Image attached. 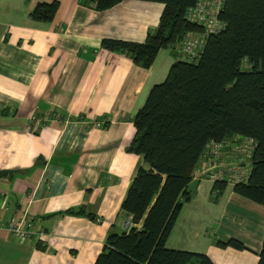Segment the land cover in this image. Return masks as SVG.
<instances>
[{
  "label": "crops",
  "instance_id": "obj_1",
  "mask_svg": "<svg viewBox=\"0 0 264 264\" xmlns=\"http://www.w3.org/2000/svg\"><path fill=\"white\" fill-rule=\"evenodd\" d=\"M51 1V20L32 17ZM163 8L146 0L105 10L83 0H0V264H93L106 237L124 230L121 205L144 164L128 151L131 118L177 56L161 48L145 68L101 40L143 42ZM222 158L223 167L234 158L250 166L241 153ZM214 182L192 178L165 246L213 264H257L264 205ZM22 213L45 233L40 241L17 240L1 225ZM229 238L243 248L216 244Z\"/></svg>",
  "mask_w": 264,
  "mask_h": 264
},
{
  "label": "trees",
  "instance_id": "obj_2",
  "mask_svg": "<svg viewBox=\"0 0 264 264\" xmlns=\"http://www.w3.org/2000/svg\"><path fill=\"white\" fill-rule=\"evenodd\" d=\"M83 1L105 10L120 0ZM146 1L161 2L164 8L157 27L143 42L101 40L102 48L145 68L159 49H174L188 32H205L187 17L197 0ZM57 8V1L38 3L31 15L51 20ZM218 18L223 27L207 34L198 59L177 58L131 118L135 132L128 151L142 155L144 162L121 205L131 226L111 232L93 264H213L205 254L165 246L210 141L222 142L234 135L254 140L248 178L234 183L233 190L264 205V0H224ZM225 184L214 182L217 190ZM216 244L243 248L231 238L218 239ZM257 264H264V243Z\"/></svg>",
  "mask_w": 264,
  "mask_h": 264
},
{
  "label": "built area",
  "instance_id": "obj_3",
  "mask_svg": "<svg viewBox=\"0 0 264 264\" xmlns=\"http://www.w3.org/2000/svg\"><path fill=\"white\" fill-rule=\"evenodd\" d=\"M224 0H197L196 4L188 9L187 17L193 22L200 24L204 29V33L188 32L185 37L177 42L174 46L176 56L180 60L192 62L196 61L202 52L207 34L217 33L223 27V23L218 18V14L223 7ZM101 122L96 125L100 126ZM255 142L250 137H241L234 135L233 137L222 142L210 141L206 144L201 155V159L194 169L192 178L205 176L213 181H226L231 183L245 182L250 173V166H239L237 159H232V164L223 167L226 154L236 155L241 153L250 159L251 152ZM11 233V235L20 241L31 240L40 241L45 235L42 231H33L31 222L22 213L19 217H14L6 223L1 224ZM131 226L130 217L123 224V229Z\"/></svg>",
  "mask_w": 264,
  "mask_h": 264
},
{
  "label": "rangeland",
  "instance_id": "obj_4",
  "mask_svg": "<svg viewBox=\"0 0 264 264\" xmlns=\"http://www.w3.org/2000/svg\"><path fill=\"white\" fill-rule=\"evenodd\" d=\"M249 167V166H248Z\"/></svg>",
  "mask_w": 264,
  "mask_h": 264
}]
</instances>
